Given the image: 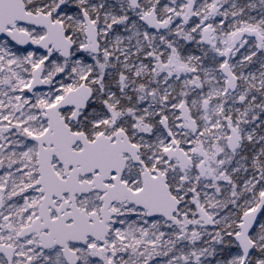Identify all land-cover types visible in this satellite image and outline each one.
Here are the masks:
<instances>
[{
  "label": "snow or ice",
  "instance_id": "obj_1",
  "mask_svg": "<svg viewBox=\"0 0 264 264\" xmlns=\"http://www.w3.org/2000/svg\"><path fill=\"white\" fill-rule=\"evenodd\" d=\"M0 264H264V0H0Z\"/></svg>",
  "mask_w": 264,
  "mask_h": 264
}]
</instances>
